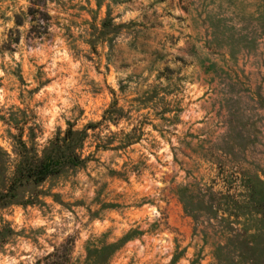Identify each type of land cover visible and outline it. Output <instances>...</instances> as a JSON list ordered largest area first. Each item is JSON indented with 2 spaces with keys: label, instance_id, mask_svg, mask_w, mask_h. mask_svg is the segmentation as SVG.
Returning a JSON list of instances; mask_svg holds the SVG:
<instances>
[{
  "label": "rangeland",
  "instance_id": "rangeland-1",
  "mask_svg": "<svg viewBox=\"0 0 264 264\" xmlns=\"http://www.w3.org/2000/svg\"><path fill=\"white\" fill-rule=\"evenodd\" d=\"M69 127L0 264H264V0H0V196Z\"/></svg>",
  "mask_w": 264,
  "mask_h": 264
},
{
  "label": "trees",
  "instance_id": "trees-1",
  "mask_svg": "<svg viewBox=\"0 0 264 264\" xmlns=\"http://www.w3.org/2000/svg\"><path fill=\"white\" fill-rule=\"evenodd\" d=\"M38 12H40L38 9H31V14ZM34 20H36L35 17H32V21ZM17 23L21 24L22 21H17ZM31 31H35L34 27L31 28ZM36 31L41 33L40 30ZM78 136H76V132L73 128L69 127L63 139L57 137L50 141L49 146L45 148L42 157L36 154L34 157L25 159L24 162L19 164V167L16 170L9 192L0 197H14L15 190L26 183L40 184L51 175L61 172L66 164L74 166L82 165L85 159L80 157L75 151V148L82 144L83 135ZM68 251L69 250L66 249L64 255H58L57 248L55 252L50 253L45 257L44 264H56L57 260H53L55 257L60 259L64 258V264H67L70 257V254L67 253ZM59 264H63V261Z\"/></svg>",
  "mask_w": 264,
  "mask_h": 264
}]
</instances>
